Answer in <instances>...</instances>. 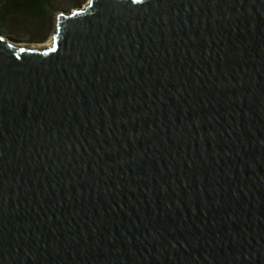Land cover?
<instances>
[{
    "label": "water",
    "instance_id": "obj_1",
    "mask_svg": "<svg viewBox=\"0 0 264 264\" xmlns=\"http://www.w3.org/2000/svg\"><path fill=\"white\" fill-rule=\"evenodd\" d=\"M0 264H264V0L0 32Z\"/></svg>",
    "mask_w": 264,
    "mask_h": 264
},
{
    "label": "trees",
    "instance_id": "obj_2",
    "mask_svg": "<svg viewBox=\"0 0 264 264\" xmlns=\"http://www.w3.org/2000/svg\"><path fill=\"white\" fill-rule=\"evenodd\" d=\"M52 3L53 0H0V32L4 33L8 26H11L12 30L8 29L7 32L10 35L13 31L17 33V24L22 23L23 32L27 36H31L32 33L38 35L42 31L44 18L50 12ZM35 19L38 20L37 26L31 28L30 22ZM14 22H18L16 26L13 25Z\"/></svg>",
    "mask_w": 264,
    "mask_h": 264
},
{
    "label": "rangeland",
    "instance_id": "obj_3",
    "mask_svg": "<svg viewBox=\"0 0 264 264\" xmlns=\"http://www.w3.org/2000/svg\"><path fill=\"white\" fill-rule=\"evenodd\" d=\"M88 0H53L50 12L47 14V16L44 18V26L42 27V31L35 35V33H32L31 36H27L23 32L24 25L22 23L17 24L18 22H14L13 25H18V32H14L10 35L8 32L12 30L13 27L8 26L9 28L6 29V31L3 33L7 35L10 38L16 39L19 43L22 45L29 47V48H45L48 47L51 42L53 35L55 33V27H56V17L59 12L62 11H69L72 8L83 5ZM37 19L31 21V28H34V26H37ZM12 23V22H11ZM14 26V27H15ZM8 31V32H7Z\"/></svg>",
    "mask_w": 264,
    "mask_h": 264
}]
</instances>
